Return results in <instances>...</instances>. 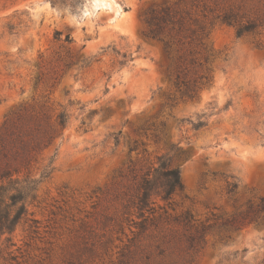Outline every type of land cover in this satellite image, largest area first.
I'll list each match as a JSON object with an SVG mask.
<instances>
[{
  "label": "rangeland",
  "instance_id": "1",
  "mask_svg": "<svg viewBox=\"0 0 264 264\" xmlns=\"http://www.w3.org/2000/svg\"><path fill=\"white\" fill-rule=\"evenodd\" d=\"M164 6L192 39L169 53L144 21ZM225 13L254 31L236 36ZM175 64L208 77L193 100ZM161 155L184 190L171 208L152 196L164 209L143 220L137 186ZM5 170L38 183L0 264H264V219L240 213L264 199V0H0ZM185 210L194 226L173 220Z\"/></svg>",
  "mask_w": 264,
  "mask_h": 264
},
{
  "label": "trees",
  "instance_id": "2",
  "mask_svg": "<svg viewBox=\"0 0 264 264\" xmlns=\"http://www.w3.org/2000/svg\"><path fill=\"white\" fill-rule=\"evenodd\" d=\"M144 21L149 28V35L152 39L160 42L167 53L170 52L172 46L180 49L192 42L191 38H177L181 33V23L175 22L169 8L166 6L160 10L156 8L149 9L145 14ZM221 21L233 25L235 34L238 37L253 32L256 27L252 22H242L232 13H225L221 17ZM176 24L178 25L177 28ZM179 58H182V56ZM207 59L208 57L205 58L206 61ZM193 62L194 59L190 58L189 63ZM185 68H182L179 64H175L173 80L177 88L186 87V98L193 100L196 97L197 90L208 82V77L201 76L198 82L194 80L192 83H189L181 75ZM203 78L206 80L205 82H201ZM55 122L58 129H63L68 122V114L65 111L60 112ZM205 124L204 121L197 120L196 122H192V127L198 130L205 126ZM12 175L10 170L0 173V233H11L22 220H34L30 218L31 213L28 212L27 199H35L38 181L28 177L22 179L14 178ZM236 188L237 182L226 181L225 190L227 194H234ZM183 190L184 186L180 179L179 168L171 164L170 158H166L163 155L158 156L156 162L151 164L145 171L137 186L135 204L139 216L145 220L147 217L146 213L152 214L156 211V208L164 209L163 206L155 205L152 196H159L165 202V205L171 208L174 204V196L181 194ZM240 213L242 223L258 224L264 219V199L259 198L257 203L249 200L246 203V209ZM173 220L185 226H194L197 221L189 210H185L179 215L174 216ZM140 225L143 227V221ZM211 226L210 223L198 221V224L195 226L198 237L201 238L203 233L211 228Z\"/></svg>",
  "mask_w": 264,
  "mask_h": 264
}]
</instances>
